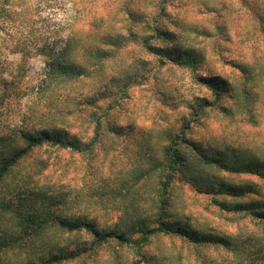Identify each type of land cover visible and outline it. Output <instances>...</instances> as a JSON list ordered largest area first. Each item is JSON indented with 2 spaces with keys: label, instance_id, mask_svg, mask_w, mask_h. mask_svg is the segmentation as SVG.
Listing matches in <instances>:
<instances>
[{
  "label": "rangeland",
  "instance_id": "rangeland-1",
  "mask_svg": "<svg viewBox=\"0 0 264 264\" xmlns=\"http://www.w3.org/2000/svg\"><path fill=\"white\" fill-rule=\"evenodd\" d=\"M162 1L0 0V137L21 125L31 111L46 110L52 102L48 106L61 107V112L70 111L64 106L72 102L77 111L68 129L83 144L93 137L96 119L108 112L103 123L121 129L120 135L104 130L93 155L48 145L36 149L0 185V212L4 201L22 203L23 209L29 207H24L26 201L34 200V207L49 205L62 216L92 220L100 229L119 224L120 230H127L126 207L135 203L140 213L152 212L158 185L154 168L163 159L171 136L178 135L183 122L191 118L198 99H213L200 76L224 82V97L200 123H194L188 136L212 150H226V162H236L243 169L248 158L237 160L246 155L245 150L264 162V35L260 30L264 28V0H168L160 18L166 40L154 39L153 44L174 48L177 60L197 59L194 68L180 61H162L143 47L147 27L158 16ZM29 2L33 27L44 32L42 44L55 52L72 29L85 31L86 37L90 30L99 34L85 41L95 46L90 78L58 85L48 98L36 94L46 71L45 56L24 58L14 51L30 25L20 15ZM129 12L138 16L136 22L130 20ZM119 33L123 38L115 40ZM103 35L106 39L100 38ZM80 45L75 43L74 57ZM95 54L100 58H93ZM86 93L89 97L84 100L81 95ZM148 169L154 174L143 185L136 184L135 176ZM204 172L240 185L261 186L264 194V176L215 167ZM176 184L175 211L193 225L242 238L258 231L252 218L223 211L213 195L187 181ZM257 198L264 200V195ZM10 226L7 214H1L0 234ZM50 235L52 246L65 250L91 241L85 232ZM145 249L162 254L166 264L199 263L195 249L179 238L156 236ZM200 252L217 261L233 260L223 250ZM118 253L122 264L138 259L132 250L112 242L77 264H117Z\"/></svg>",
  "mask_w": 264,
  "mask_h": 264
},
{
  "label": "trees",
  "instance_id": "trees-1",
  "mask_svg": "<svg viewBox=\"0 0 264 264\" xmlns=\"http://www.w3.org/2000/svg\"><path fill=\"white\" fill-rule=\"evenodd\" d=\"M166 3L168 0L162 1L158 16L155 17L153 24L147 27V36L143 40V47L162 61H180V63L194 68L197 66V59L184 60L188 59L185 56L177 60L174 56V48L153 44L154 39L161 41L164 38L166 40L164 29L160 25V18L164 15ZM0 13L2 15L3 12L0 11ZM20 15H23L30 25L24 33V41L21 42V45L16 44L14 51L21 52L24 58L32 57L35 54H42L46 58L44 79L36 91L38 96L48 98L58 85L71 84L90 78L93 71L89 65L93 54L92 49L95 46L85 41L93 36L98 37V33L94 31L92 33L90 30L86 37L85 31L72 29L64 46L55 52L47 45L42 44L41 37L44 32H40L32 25L33 8L30 2ZM129 17L134 22L138 19V16L135 18L133 12H129ZM260 30L264 35V28ZM132 34V30H129L128 35ZM108 36L111 39L115 37ZM120 36L123 38L119 33L115 40H119ZM100 38L106 39L104 35ZM76 42L81 43V49L74 57ZM99 42L104 44L105 41ZM94 57L99 59L100 55L95 54ZM200 80L211 91L213 99H198L192 107L191 118L183 122L178 135L171 136V142L165 149L163 159L154 168L158 175V185L150 214L140 213L137 204L132 203L130 207L133 210H130L128 206L123 212L129 221L127 230H120L119 224L110 229H100L92 220L62 216L51 209L49 205L34 207L33 205H36L34 200L26 201L24 207H29L23 209L21 208L22 203L17 204L13 200L4 201V209L0 215L7 214L11 226L9 229H3L0 234V264H77L96 255L102 246L112 242L132 250L138 257L134 264H166L163 262L162 254L160 256L152 254L145 249L150 240L156 236L179 238L194 248L197 253L196 261H199L195 264H264V200L257 198L264 195L260 189L261 186L252 183L240 185L209 176V174L207 176V173L204 172L215 167L229 173L248 171L264 176V162L251 155L249 150H245L247 156H240L237 160L242 162L243 159L248 158L249 163L243 169L236 165V162H226L228 157L226 150H222V152L217 149L212 150L204 143L193 141L188 136L194 130L196 125L194 123H200L201 118L206 117L208 110L218 106L224 97V82L207 76H200ZM247 93L248 91H245V94ZM81 96L84 100L89 97L87 93ZM48 104L53 105V102ZM48 104L46 110L31 111L22 120L21 125L15 127L10 134L0 137V185L22 161L38 148L48 145L93 155L95 146L100 142L104 130L116 135L121 134V129L112 124L103 123V118L108 115V112L105 116L101 115L96 119L97 124L93 130V137L89 142L83 144L77 135L68 129L71 125L70 117L77 111L76 108H72V102L69 101L67 106H64L70 110L68 112H61V107L48 106ZM91 104L88 103V105ZM219 107L228 110L224 106L220 105ZM19 141L22 143L19 144ZM192 153L194 154L191 155ZM153 174H151V169L141 170L135 176L137 178L135 183L141 182L143 185ZM178 181H187L201 192L213 195V201L223 211L234 215L249 216L255 221V225L259 226L258 231L260 232L255 231L242 238L214 228L205 230L193 225L175 211L174 199ZM220 195L225 198H221ZM50 232L53 235L85 232L90 235L91 241L72 250L55 248L52 246L53 238ZM205 249L223 250L231 253L233 260L217 261L200 252ZM118 256L119 253L116 254L117 259ZM117 264H122L119 259Z\"/></svg>",
  "mask_w": 264,
  "mask_h": 264
}]
</instances>
